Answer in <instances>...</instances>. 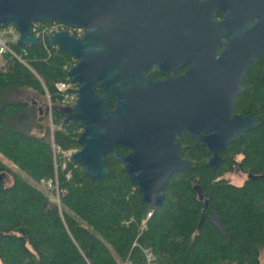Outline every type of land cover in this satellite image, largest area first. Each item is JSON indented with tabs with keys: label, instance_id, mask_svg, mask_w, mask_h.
<instances>
[{
	"label": "trees",
	"instance_id": "trees-1",
	"mask_svg": "<svg viewBox=\"0 0 264 264\" xmlns=\"http://www.w3.org/2000/svg\"><path fill=\"white\" fill-rule=\"evenodd\" d=\"M10 47L24 62L0 54L1 264H143L144 248L152 250L156 264H261L264 53L250 64L244 92L233 103L234 112L256 117L259 125L229 143L214 170L206 165L208 150L194 144L192 167L171 176L164 200L150 209L122 164L107 155L102 157L109 172L100 178L88 176L77 163L57 168L59 205L50 198L52 190L36 186L55 174L49 122H42L36 108L46 95L53 142L63 149L78 146L81 127L74 120L61 122L63 104L55 86L75 60L43 42ZM32 128L41 133H31ZM235 167L245 175L238 184L226 177Z\"/></svg>",
	"mask_w": 264,
	"mask_h": 264
},
{
	"label": "water",
	"instance_id": "water-1",
	"mask_svg": "<svg viewBox=\"0 0 264 264\" xmlns=\"http://www.w3.org/2000/svg\"><path fill=\"white\" fill-rule=\"evenodd\" d=\"M127 6V0H0V26L15 25L19 31L16 42L22 45L42 43L31 32L34 20L83 28L79 37L60 30L45 39L46 47L56 46L75 60L67 76L78 84L74 90L77 98L72 106L59 109L62 123L74 120L81 127L76 138L79 150L70 161L79 164L88 176L100 178L109 172L102 155L113 153V143L130 145L129 154L116 158L130 183L154 209L164 200L163 186L169 175L192 165L180 156L179 149L170 157L162 153L159 138L166 126V110L161 96L148 89L145 80L125 73L123 49L128 40L139 35ZM260 32L256 25L249 26L242 13L230 25L223 21L210 28L181 32L207 53L193 63V105L179 118L177 109L170 108L169 126L178 129L179 137L188 130L196 145L206 146L211 152L206 165L213 170L222 161L218 150L259 125L256 117L232 110L235 97L244 92V73L253 56L264 48L254 45ZM222 35L227 36V42H220ZM217 45H223L215 52L218 57L209 53ZM97 85L104 93L95 92ZM112 94L117 103L115 110L109 111L106 104ZM194 189L201 198L200 187Z\"/></svg>",
	"mask_w": 264,
	"mask_h": 264
},
{
	"label": "flooded vegetation",
	"instance_id": "flooded-vegetation-1",
	"mask_svg": "<svg viewBox=\"0 0 264 264\" xmlns=\"http://www.w3.org/2000/svg\"><path fill=\"white\" fill-rule=\"evenodd\" d=\"M127 5V12L132 15V26L139 31V35L135 40H128L123 49L125 73L145 80V86L161 96L162 106L166 110V126L161 130L159 138L162 153L170 157L173 150L179 149L180 156L191 163L190 155L195 141L188 130L182 131L179 137L178 129L169 126L172 114L168 111L170 108L177 109L179 118L185 109L188 111L193 105V63L207 51H202L195 45L197 41L181 32L210 28L223 21L230 25L242 13L248 19L249 26L256 25L261 31L254 45L264 46V0H127ZM220 42H227V36L222 35ZM221 49L223 45H217L215 49H209V53L218 57L215 52ZM262 53L264 48L253 56L250 64ZM263 70L264 61L261 73ZM95 92L104 93L99 85L95 87ZM116 103V97L110 95L107 109L114 111ZM232 113L237 112L232 110ZM228 145L217 151L220 156ZM204 147L209 153L206 157L208 160L211 152ZM131 150L130 145L127 147L122 143H113V153L103 155L118 161L116 155L125 156ZM237 156L231 155L234 158ZM182 169L171 173L166 182ZM233 171L238 172V168L235 167Z\"/></svg>",
	"mask_w": 264,
	"mask_h": 264
},
{
	"label": "built area",
	"instance_id": "built-area-1",
	"mask_svg": "<svg viewBox=\"0 0 264 264\" xmlns=\"http://www.w3.org/2000/svg\"><path fill=\"white\" fill-rule=\"evenodd\" d=\"M67 30L69 34L74 36H81L83 33L82 27L78 26H66L59 21L49 20V21H38L34 20L31 23V32L40 37L42 42L45 43V39L52 33ZM19 35L17 27L11 23L0 26V54L9 52L18 59L22 60L21 56L14 52L10 47V43L16 42ZM24 62V61H23ZM70 67V66H69ZM68 67V69H69ZM57 90L61 94V101L64 106H72L77 98L74 90L78 87L77 83H74L69 80L68 76L62 81L56 82L55 84ZM50 109V108H49ZM50 127H51V150L52 158L54 163L55 174L54 178L44 180L42 183L45 185V189L52 190L56 192V197H50L57 205H59V196L62 191L58 188L57 185V168L60 166L62 168L67 167V163L70 162L71 156L79 150V146H72L66 149L61 148L59 145H56L52 140V131H53V122L52 115L50 111ZM67 177L69 174L66 175ZM151 210H148L144 219L140 223V227L145 226L146 219L150 216ZM144 262L143 264H156L154 254L151 249L144 248L143 250ZM121 264H131L129 260L122 262Z\"/></svg>",
	"mask_w": 264,
	"mask_h": 264
},
{
	"label": "rangeland",
	"instance_id": "rangeland-1",
	"mask_svg": "<svg viewBox=\"0 0 264 264\" xmlns=\"http://www.w3.org/2000/svg\"><path fill=\"white\" fill-rule=\"evenodd\" d=\"M45 100L43 101H39L38 104H36V108H38V111L40 112V115H43L42 117V122L45 123V120H47L49 122V141H51V128H50V111H51V107L48 101V96L46 95V97L44 98ZM50 108V109H49ZM43 111V112H42ZM31 133H35V134H40L41 131L38 130L37 128H32L30 130ZM1 158H3L0 155ZM226 177H228V179L236 184L241 183L243 181V179L245 178V175L241 172H234L231 171L229 173H226ZM37 184L36 186L42 189H45V185L44 183H35ZM50 197H56V192L52 193L50 195ZM1 264V263H0ZM261 264H264V252L261 255Z\"/></svg>",
	"mask_w": 264,
	"mask_h": 264
},
{
	"label": "bare ground",
	"instance_id": "bare-ground-1",
	"mask_svg": "<svg viewBox=\"0 0 264 264\" xmlns=\"http://www.w3.org/2000/svg\"><path fill=\"white\" fill-rule=\"evenodd\" d=\"M51 128V127H50Z\"/></svg>",
	"mask_w": 264,
	"mask_h": 264
}]
</instances>
